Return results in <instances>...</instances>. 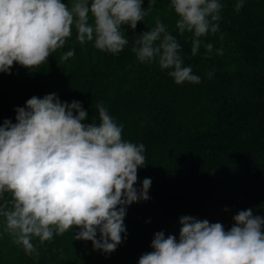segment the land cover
Wrapping results in <instances>:
<instances>
[{
  "label": "trees",
  "instance_id": "obj_1",
  "mask_svg": "<svg viewBox=\"0 0 264 264\" xmlns=\"http://www.w3.org/2000/svg\"><path fill=\"white\" fill-rule=\"evenodd\" d=\"M62 2L70 6L71 0ZM170 2L156 0L134 32L123 26L129 43L118 54L96 49L94 41L79 43L73 29L64 47L40 66L29 70L14 63L11 74L0 72V125L5 119L15 123V109L33 96L55 93L61 102L80 101L89 113L85 123H100L96 105L102 103L123 126L122 140L145 145L146 165L138 169L135 187L145 178L152 181L150 199L127 206L126 233L114 252L74 240L70 228L43 244L33 237L39 255H29L4 232L0 217V264H138L153 251L155 233L179 240L183 216L222 223L226 231L241 210L264 216V0H243L239 12L234 7L239 0H219V31L200 38L195 56L193 34H180ZM143 7L147 10L148 0ZM157 16L181 45L184 66L199 83L177 85L169 70L140 63L131 51L138 35L155 27ZM208 43L211 53L203 46ZM70 50L74 55L62 61ZM4 199L11 194L0 204Z\"/></svg>",
  "mask_w": 264,
  "mask_h": 264
},
{
  "label": "clouds",
  "instance_id": "obj_2",
  "mask_svg": "<svg viewBox=\"0 0 264 264\" xmlns=\"http://www.w3.org/2000/svg\"><path fill=\"white\" fill-rule=\"evenodd\" d=\"M155 3L148 0L145 10L143 0H71L70 6L62 0H0V72L11 74L14 63L29 70L40 66L64 47L73 29L79 43L94 41L96 49L118 54L129 43L123 26L134 32ZM169 7L178 16L180 34H193L195 56L200 38L219 31L223 5L219 0H171ZM234 7L239 12L243 0ZM203 46L212 52V44ZM131 51L140 63L169 70L177 85L200 82L184 66L181 45L159 16ZM73 55L70 50L61 60ZM96 108L100 123H85L89 113L80 101L61 102L55 93L33 96L15 109V123L5 119L0 125V199L11 194L0 204V217L4 232L26 254L39 255L33 237L43 244L70 228H75L74 240L114 252L126 233L127 206L150 199V178L135 187L138 169L146 165L145 145L122 140L123 126L102 103ZM233 221L226 231L222 223L183 216L179 240L155 233L153 251L138 264H264V216L248 208Z\"/></svg>",
  "mask_w": 264,
  "mask_h": 264
}]
</instances>
